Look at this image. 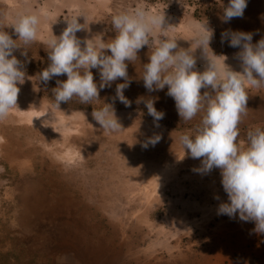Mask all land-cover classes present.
I'll list each match as a JSON object with an SVG mask.
<instances>
[{
    "label": "rangeland",
    "instance_id": "rangeland-1",
    "mask_svg": "<svg viewBox=\"0 0 264 264\" xmlns=\"http://www.w3.org/2000/svg\"><path fill=\"white\" fill-rule=\"evenodd\" d=\"M228 0H0V29L14 39L19 14L39 17L37 38L14 49L24 64V83L17 108L0 121V264H264V233L254 221L218 215L228 202L221 170L195 171L201 159L185 155L178 137L197 133L202 113L191 121L178 115L168 88L149 91L143 67L159 42L176 38L178 50H192L196 71L210 60L242 72L241 48L221 41L226 31L252 33L255 45L264 39V0H248L242 18L225 23ZM142 7L164 13L166 30L153 29L151 43L126 61L130 85L125 106L116 86L99 91L98 100L81 104L78 97L54 107V89L66 75L47 83L51 35L59 37L75 15L87 29L82 41L116 35L112 17ZM47 13V15H45ZM205 21L215 30L209 48H195L193 37ZM18 43H20L18 41ZM27 51L25 57L22 53ZM106 54H111L105 50ZM99 87L100 75L92 69ZM257 79L258 75L254 73ZM215 95L211 88L201 89ZM154 101L165 116L157 122L146 103ZM111 105L121 130L104 131L92 113ZM246 115L239 124L238 143L247 133L264 130V86L249 88ZM159 136L154 145H143Z\"/></svg>",
    "mask_w": 264,
    "mask_h": 264
},
{
    "label": "clouds",
    "instance_id": "clouds-1",
    "mask_svg": "<svg viewBox=\"0 0 264 264\" xmlns=\"http://www.w3.org/2000/svg\"><path fill=\"white\" fill-rule=\"evenodd\" d=\"M248 0H228L223 8L225 23L234 18H242ZM47 15V13H45ZM75 15L66 20L67 27L59 37L51 35L46 41L51 63L39 74V80L47 83L54 77L66 75L65 81H58L54 89V107L68 103L78 97L81 104H91L98 100L99 91L111 87L112 82L122 78L124 83L116 86V99L125 106L131 102L124 96L130 82L126 61H135L137 53L151 43V33L164 28V13H152L138 7L133 12H122L112 17L111 24L116 32L113 39L104 41L101 35L82 41L76 33L87 29L88 25L78 22ZM39 17L36 14H19L14 23V40L8 32L0 29V121L10 116V110L17 108L20 92L18 84L24 83V64L13 54L14 49L30 45L37 38ZM201 31L193 37L195 48H209L215 30L203 21ZM252 33L226 31L221 41L230 47L241 48L242 72L232 71L223 57L220 64L210 60L208 68L196 71V59L192 50H178L176 38L166 37L150 55V62L143 67L142 79L146 89L163 90L175 101L178 115L183 121H191L198 114L202 118L197 133L178 137L185 155L201 159V167L195 169L200 174L210 173L214 168L221 170V184L227 193L228 202L218 206V215L238 217L241 221L255 222L254 231L264 233V130L256 129L247 133V146L237 142L239 124L246 115L248 89L264 86V39L255 45L251 43ZM18 41L20 43H18ZM110 51V55L106 51ZM25 57L27 51L22 53ZM92 69L100 75L99 87L94 80ZM256 73L259 79L254 76ZM211 88L215 95L201 94V89ZM95 109V121L104 131L115 133L121 125L111 105ZM149 115L157 122L165 116L157 111L154 101L146 103ZM160 137L150 138L143 146L154 145Z\"/></svg>",
    "mask_w": 264,
    "mask_h": 264
}]
</instances>
